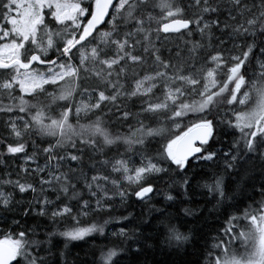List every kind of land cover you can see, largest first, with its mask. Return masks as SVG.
Returning a JSON list of instances; mask_svg holds the SVG:
<instances>
[{"label":"snow or ice","instance_id":"1","mask_svg":"<svg viewBox=\"0 0 264 264\" xmlns=\"http://www.w3.org/2000/svg\"><path fill=\"white\" fill-rule=\"evenodd\" d=\"M197 33L199 41L186 39L175 63L157 46L172 34ZM0 75V97L9 100H0V116H9L0 163L25 158L24 180H0V213L6 218L21 207L37 221H13L21 230L0 240V264H69L70 242L103 236L111 222L80 226L82 217L111 216L117 197L130 206L133 195L149 204L158 194L163 206L150 207L146 219L143 211L112 217L121 223L113 233L120 243L72 264H198L187 257L205 240V213L239 212L244 200L251 203L213 237L208 264H264V0H0ZM253 94L254 107L236 109ZM136 100L140 111L132 112ZM54 105L62 108L57 115ZM189 114L197 122L174 135L167 125L179 128ZM131 120L137 126L127 134L112 131ZM229 130L238 138L227 151L214 148L220 136L235 134ZM32 136L39 143L31 141L29 154ZM153 141L166 142L152 154ZM29 192L32 200L15 199ZM69 217L75 226L39 238L45 221Z\"/></svg>","mask_w":264,"mask_h":264},{"label":"trees","instance_id":"2","mask_svg":"<svg viewBox=\"0 0 264 264\" xmlns=\"http://www.w3.org/2000/svg\"><path fill=\"white\" fill-rule=\"evenodd\" d=\"M47 12V10H45ZM49 19H50V14H49ZM111 17H107L106 20H110ZM54 25V22H53ZM153 27H155V24H153ZM99 30L102 31H106L108 30V26L107 25H103L102 27L99 28ZM186 39H194L195 41H199L200 37L199 34L197 33L194 37H180L177 36L176 34H172L170 35L166 41H164L162 44H158V47L162 48L163 54H164V58L168 59L169 58V53H171V57L173 58V62L175 63V57H176V53L181 51V49L183 48L184 45V41ZM50 57L55 59L56 58V53L55 50H53L52 52L49 53ZM77 62H78V56H77ZM6 75H10V74H6ZM4 78L3 75H0V80H2ZM48 87V91L52 92L54 91V89L51 86H47ZM248 89H245V91H247ZM13 95L15 97H17V102H18V98L21 95V93L19 92V88L18 86L16 87ZM156 95L160 96L161 92L160 91H156ZM26 100H29L31 103H34L35 101L28 96H25ZM80 97L77 96L76 100L79 101ZM0 100H2V102L4 104L9 103V100L7 98V94H4L2 97H0ZM255 102V95L253 94L250 103L246 106V107H242L239 106L238 104L236 105V109L237 110H243V111H247L249 110V108H251L253 106V103ZM140 101L136 100L135 101V106H132V102H129V107L130 110L132 112H139L140 111ZM59 105H63L64 102H58ZM54 111L51 113L52 115H57L62 108L60 106L54 105L53 106ZM223 112V110H221V113ZM17 115H19L18 110H17ZM34 114V112L32 113ZM213 115H216V113L214 112ZM9 118L8 115H4V116H0V136H6L8 133L2 123V121H6ZM25 118L27 119L28 116L26 115ZM95 117H92V119H94ZM225 119H227V117H224ZM70 122L75 124L76 120L74 118V116L72 118H70ZM81 123H87V120H81ZM148 122V121H146ZM195 122H197V116L195 114H189L186 118H184L183 120H179L177 121V123H179L180 127L179 128H175L173 125L169 124L167 125V127L171 128L173 130L174 135H180L182 134V132L186 131L189 127L192 126V124H194ZM135 127L136 125V121L135 120H131L126 124H123L122 126H118V128H113L112 131H120L124 134L128 133V129L129 127ZM152 127H156L158 126L155 122L151 123ZM230 132H234V135H222L219 137V140L223 142V144L221 143H215L213 145L214 148H220L223 147L224 151L228 150V146L232 143V141L235 138H238L239 136V132L236 130H229ZM51 139V138H48ZM27 140V144H28V152L29 154H31L32 152V148H31V141L32 140H36L39 143V138L36 136H32L30 139L26 138ZM166 141H161V142H157V141H153V148H152V154L155 153V150L157 148H159L161 146V143H165ZM52 143H55V140H52ZM41 147H47V144H42ZM0 151H3V149H0ZM120 151L123 152L124 151V146L120 147ZM112 153H109V155H111ZM24 156L22 154H18L16 158H7L5 159L2 163H0V180L2 179H8L9 178V174H11L10 178L13 180H16L19 176V178L21 180L25 179V174L23 172L20 171L21 168L25 167L24 164ZM134 161L136 166L139 165V161H140V157L137 155L134 157ZM39 163L43 164L44 160L43 158L40 159ZM29 168H33L35 167V164H29L27 165ZM191 174V169L189 170L188 175ZM89 175H91V173H89ZM164 179H167V177H165ZM157 187H159L160 189H164L167 187V185H165L163 183V181H159L157 184ZM6 191L11 192L12 188L11 187H6L5 188ZM32 193L29 192L27 194H19L16 193L15 199L18 201H30L32 200ZM52 198V197H50ZM256 199H259V196L256 197ZM159 200V202L157 203L156 201ZM251 201L250 200H244L243 203H241L239 205V212H237V210L235 208L232 209H228L226 214L224 215H218V214H213L211 216H208L207 213H205V220L206 222L202 221L203 223V234L205 235V240H201L200 242V247L196 250L197 255H190L189 257H187V259L189 260H193V261H198V264H208V254L209 251L212 249V245L216 242L215 240H213V237H217L219 234L222 233L223 229L226 228L227 225V220L228 217L231 215H240L243 213L244 209L247 207L248 204H250ZM129 205L130 206H121V202L119 200V198L117 197L115 200V209L114 211H112L111 216L105 214L102 218H97V217H82L81 218V223L80 226H87L89 224H91L93 222V220L95 219H99L101 223H103V220L108 219L111 220V222L106 226L105 228V235H100L99 233H93L91 236L86 237L85 241H73L70 242L69 244V248L68 251L70 253V255L68 256V261L69 264H72V261L74 259V257H76L77 255L80 256L81 259L85 258L86 254V258L88 260L92 259L91 256V252L93 249H96V255L99 256V249L100 248H106V247H112L114 244L116 243H120V241L117 239V237H115L113 235V233L119 231L120 227H121V223L117 222L116 220H112V217H119L121 215L123 216H128L129 213H131L134 217H139L141 211H143L144 213V218L146 219L148 217V209L150 207H152L153 205L157 208L162 207L163 206V196L162 194H158L157 197L152 201V203L149 204H142L140 202L136 201L135 196H131L130 200H129ZM26 207V203L24 205ZM182 207V206H181ZM209 207H211V205H209ZM14 220H20L21 223L23 224V222L25 220H27L28 226L32 227L37 221H34L32 218L30 217H24L23 216V208L18 207L13 213H9L7 215V217L5 218V215L3 213H0V240L5 239V237H15L16 234L21 230V228L16 227L13 224ZM175 222V221H174ZM46 224V228H39L37 229V232L40 233L39 238L43 239V232L45 230L47 231H52V230H60L63 231L66 228H70L75 226V222L69 217L66 220L53 225L48 221H45ZM132 225H129V227H131ZM183 230V229H182ZM56 240L58 241V248L59 249H63L64 246V240L62 237H56ZM206 241V242H205ZM216 252H213V258L215 257ZM157 259H163V257L161 256H157ZM18 260L20 261V264H24L23 260L21 258H18ZM16 264V261L13 263Z\"/></svg>","mask_w":264,"mask_h":264},{"label":"rangeland","instance_id":"3","mask_svg":"<svg viewBox=\"0 0 264 264\" xmlns=\"http://www.w3.org/2000/svg\"><path fill=\"white\" fill-rule=\"evenodd\" d=\"M255 103H256V98H255V102L253 103V106L252 107H254L255 106ZM239 105V104H238ZM240 106V105H239ZM251 107V108H252ZM251 108H249V110L251 109ZM248 111V110H247ZM236 247H239V245H236Z\"/></svg>","mask_w":264,"mask_h":264},{"label":"water","instance_id":"4","mask_svg":"<svg viewBox=\"0 0 264 264\" xmlns=\"http://www.w3.org/2000/svg\"><path fill=\"white\" fill-rule=\"evenodd\" d=\"M114 2H117V0H114ZM106 19H107V17H106ZM85 22H86V21H85ZM102 26H103V25L98 26V27L100 28V27H102ZM186 131H187V130H186ZM197 145H198V142H197ZM14 262H15V261H13L12 264H13Z\"/></svg>","mask_w":264,"mask_h":264}]
</instances>
